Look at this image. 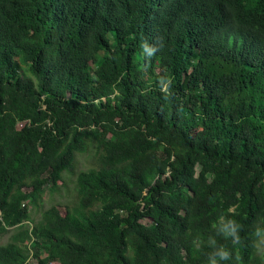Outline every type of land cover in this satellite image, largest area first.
<instances>
[{"label":"trees","instance_id":"trees-1","mask_svg":"<svg viewBox=\"0 0 264 264\" xmlns=\"http://www.w3.org/2000/svg\"><path fill=\"white\" fill-rule=\"evenodd\" d=\"M5 235L0 264H264V0H0Z\"/></svg>","mask_w":264,"mask_h":264},{"label":"rangeland","instance_id":"rangeland-1","mask_svg":"<svg viewBox=\"0 0 264 264\" xmlns=\"http://www.w3.org/2000/svg\"><path fill=\"white\" fill-rule=\"evenodd\" d=\"M20 126L21 124L18 125V127ZM93 157V151H88L85 154L75 156L73 170L62 174V179L58 183L59 186L57 188V191L50 193L48 187H46L44 190L40 208L38 210L30 209L32 221L36 222L40 218V214L42 213V211L51 206H55L60 214L63 215L65 213V206L72 204L75 198L74 186L76 176L79 172L93 167ZM207 178L210 179V176H208ZM198 191L202 196H206L207 184L205 182L202 183ZM25 224H29V226H31L30 223ZM8 238L9 235L0 237V245L6 243L8 241ZM27 263L32 264L34 263V260L29 259Z\"/></svg>","mask_w":264,"mask_h":264}]
</instances>
